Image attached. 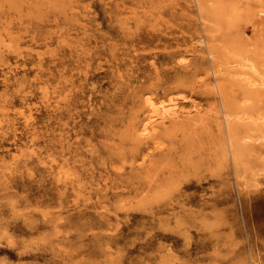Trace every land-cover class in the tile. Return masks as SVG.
<instances>
[{
	"label": "rangeland",
	"instance_id": "1",
	"mask_svg": "<svg viewBox=\"0 0 264 264\" xmlns=\"http://www.w3.org/2000/svg\"><path fill=\"white\" fill-rule=\"evenodd\" d=\"M0 264H264V0H0Z\"/></svg>",
	"mask_w": 264,
	"mask_h": 264
},
{
	"label": "bare ground",
	"instance_id": "2",
	"mask_svg": "<svg viewBox=\"0 0 264 264\" xmlns=\"http://www.w3.org/2000/svg\"><path fill=\"white\" fill-rule=\"evenodd\" d=\"M12 40V39H11ZM153 103V102H152ZM152 107V106H151ZM153 110V109H152ZM155 115V114H154ZM151 118V117H150ZM146 131V130H145Z\"/></svg>",
	"mask_w": 264,
	"mask_h": 264
}]
</instances>
